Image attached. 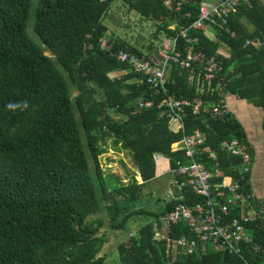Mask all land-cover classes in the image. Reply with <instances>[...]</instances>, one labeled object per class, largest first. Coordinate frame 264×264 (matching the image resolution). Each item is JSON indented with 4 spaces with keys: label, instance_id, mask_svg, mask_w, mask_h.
Instances as JSON below:
<instances>
[{
    "label": "trees",
    "instance_id": "obj_1",
    "mask_svg": "<svg viewBox=\"0 0 264 264\" xmlns=\"http://www.w3.org/2000/svg\"><path fill=\"white\" fill-rule=\"evenodd\" d=\"M116 3L155 23L154 42L178 37L182 47L193 46L218 61L221 71L212 83L213 93H207L203 83L196 87L197 66L187 71L170 64L165 95L119 63L115 54L121 50L140 57L152 54L156 45L137 49L109 34L105 22ZM198 16L196 5L176 12L164 0H36L34 10L32 0H0V264H104L99 253L107 240L106 235L98 237L101 228L124 230L130 218L145 215L151 221L118 246L114 264H244L213 250L172 261L166 242L154 240L161 217L176 205L204 202L189 188L176 191L159 213L131 208L157 176L156 156L169 160V171L177 162L187 163L172 145L196 130L207 135L198 161L213 174V185L226 180L247 194L253 192L241 159L221 149L223 143L242 141L254 162V150L235 118L222 121L185 107L184 131L173 133L169 113L159 105L166 96L218 105L221 90L225 98L234 96L260 108L264 132V46H245L247 39L264 38V0L240 5L229 22L236 38L223 33L212 41L208 32L191 28ZM180 29L192 42L179 35ZM103 38L109 49L100 47ZM113 73L124 74L110 78ZM146 102L152 106L140 108ZM107 138L130 153L142 185L133 179L122 186L117 180L107 192L98 162L103 153L98 143ZM115 197H122L123 204H108ZM252 205L263 213L247 225L253 245L244 257L248 264H264V200L255 199ZM97 214L104 218L88 225L87 219ZM183 236H190L187 227H171L170 238Z\"/></svg>",
    "mask_w": 264,
    "mask_h": 264
},
{
    "label": "built area",
    "instance_id": "obj_2",
    "mask_svg": "<svg viewBox=\"0 0 264 264\" xmlns=\"http://www.w3.org/2000/svg\"><path fill=\"white\" fill-rule=\"evenodd\" d=\"M245 1L164 0V5L176 12H179L184 5L198 6L199 16L191 28L203 33L212 30L210 37L214 41L223 33L229 34L231 38H236V34L229 29V22L233 16L238 14L240 5ZM216 31L217 34H215ZM179 35L183 39H187L185 29H180ZM99 42L102 49H109L107 39H100ZM187 42L192 41L187 39ZM193 42L196 43V40ZM245 46L261 48L264 46V38L247 39ZM156 49L158 58H154L152 54L146 52L139 57L123 50L117 52L115 58L119 63L127 65L130 72L141 76L142 81H145L151 89L165 95L167 94L166 84L170 64H175L187 71L197 66L200 74L196 81V87L201 88L203 83L206 92L213 93L212 83L221 71L218 61L207 58L205 54L195 52L193 46L182 47L178 37H162ZM221 92L219 90L221 99L218 105L202 101L192 104L188 101L176 100L172 96H166L159 107L167 110L170 122L176 123L175 133L183 132L182 115L185 107H191L196 115L203 113L222 121L230 117V112L225 104L226 98ZM139 106L140 108H149L152 103H140ZM206 142V133L196 130L193 134L183 136L180 142L175 143L174 150L183 152L187 163L177 162L176 167L169 171L172 177L171 185H175L178 192L189 188L193 194L203 198L204 202L192 206L176 205L172 211L161 217L162 228L155 232L154 240L166 242L167 254L172 261H175L179 256L205 254L208 250H213L237 257L244 264H248L244 254L250 245H253V239L247 225L255 221L258 213H263V211L254 209L252 202L256 198L253 194L245 193L238 184L225 180L222 185H213V174L203 163L198 161V157L202 154L201 148ZM221 149L229 156L240 158L243 174L252 175L254 162L246 144L233 140L223 143ZM209 158L215 160L216 154L210 152ZM177 177L182 181L179 182ZM179 224L187 227L190 236L170 238L171 227Z\"/></svg>",
    "mask_w": 264,
    "mask_h": 264
},
{
    "label": "rangeland",
    "instance_id": "obj_3",
    "mask_svg": "<svg viewBox=\"0 0 264 264\" xmlns=\"http://www.w3.org/2000/svg\"><path fill=\"white\" fill-rule=\"evenodd\" d=\"M36 5V0H32V10H34ZM108 27H110V33L116 37L125 40L128 44L135 46L137 49H141L144 45L150 43H155L156 47L159 46V41L154 42L153 36L156 33L155 23L151 21H145L141 16L135 15V13L130 12L127 7L122 6L120 3H116L112 6L109 12ZM32 19V18H31ZM207 35H212L211 32H208ZM30 36L37 43L39 39L35 34ZM159 39V38H158ZM142 46V47H141ZM48 56L49 54L46 53ZM126 73V72H125ZM124 73H117L110 75L111 78H116L122 76ZM120 120L119 118H116ZM258 123V120H256ZM108 143H113L112 140L108 142V138L104 142H99L98 146L103 150V153L98 157V162L102 172V177L105 182V186L108 190H112V186L108 185V167H112L111 171L118 176L120 184L123 186L127 185V178H121L123 174L126 176L135 175L134 167L132 166L130 160L126 157L124 152L110 153L108 152ZM257 147V146H256ZM261 147L253 149L255 153L254 158V168L251 175L252 181V194L256 199H261L264 197V148L263 151ZM130 157V155L128 154ZM114 164V166H113ZM126 168V169H125ZM110 175H114L109 173ZM132 183V181H131ZM167 191H177L176 188L170 185L169 175H163L158 179H155L147 183L143 191L139 194L138 199L132 203L131 208L134 210H144L151 213H159L164 209L165 203H167ZM122 197H115L110 200L108 204L114 205L115 203L122 205ZM104 216L97 214L91 216L87 219L86 223L88 225L95 224L100 221ZM148 221H151L150 218L145 216H136L128 220L124 230H107L105 227H102L99 236L106 235V242L103 245L99 257H105L104 264H114L117 263V249L121 244L127 243V241L134 235H138L139 229Z\"/></svg>",
    "mask_w": 264,
    "mask_h": 264
},
{
    "label": "crops",
    "instance_id": "obj_4",
    "mask_svg": "<svg viewBox=\"0 0 264 264\" xmlns=\"http://www.w3.org/2000/svg\"><path fill=\"white\" fill-rule=\"evenodd\" d=\"M105 24L108 27V19L106 20ZM110 32L111 31H109V34H111ZM114 74H117V73H113L110 75H114ZM225 104H226V107L228 108V110L230 112V115L233 118H235L244 128L248 143L252 146V148L255 149L259 145V147H261V149L263 151V148H264V132L262 130L263 111L260 108L254 107L253 105L247 103L246 101L239 100V99L235 98L234 96H230V97L226 98ZM256 120H258V123L256 122ZM169 129H170V131L175 133V131L177 130L176 123L169 121ZM109 141H111V140H108V142ZM174 148H176L175 144L172 145L173 150H174ZM108 152H110V153H116L117 152L116 154H118L119 152H124L126 157L130 160L134 169L137 171L138 177L140 179L139 182L136 180L135 175H130V176H126L124 174L122 176L120 175L121 178H124V177L127 178V180H126L127 185L133 179L136 181V183L138 185L143 184L141 176H140V172L133 165L131 155L129 152L124 151L120 145L114 146L113 143L112 144L108 143ZM128 154L130 155V157L128 156ZM113 166H114V164H113ZM108 168H109L108 172L111 174H114V172L111 171L112 167H108ZM109 173H108V185L111 188V186H114L113 184L115 183V181L118 180L120 182V180H119L118 176H116V174L110 175ZM156 173H157V176L155 179H158L159 177H162L163 175H167V176L169 175L170 185H171L172 177L169 173V160L167 158H165L163 156H156ZM126 181L124 178L123 182L126 183ZM144 187L142 188L140 193L143 191ZM109 191H111V190H109ZM167 195H168L166 197L167 202L174 200V198L176 196L174 191H167ZM261 200H264V197H261Z\"/></svg>",
    "mask_w": 264,
    "mask_h": 264
},
{
    "label": "water",
    "instance_id": "obj_5",
    "mask_svg": "<svg viewBox=\"0 0 264 264\" xmlns=\"http://www.w3.org/2000/svg\"><path fill=\"white\" fill-rule=\"evenodd\" d=\"M152 55L154 56V58H158V55H157V49H155V50L152 52Z\"/></svg>",
    "mask_w": 264,
    "mask_h": 264
},
{
    "label": "clouds",
    "instance_id": "obj_6",
    "mask_svg": "<svg viewBox=\"0 0 264 264\" xmlns=\"http://www.w3.org/2000/svg\"><path fill=\"white\" fill-rule=\"evenodd\" d=\"M8 107H9V108H16V107H18V105L10 104V105H8ZM25 107H26V105H25Z\"/></svg>",
    "mask_w": 264,
    "mask_h": 264
}]
</instances>
